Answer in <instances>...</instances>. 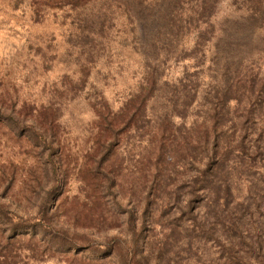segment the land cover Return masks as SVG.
Wrapping results in <instances>:
<instances>
[{
    "label": "rangeland",
    "instance_id": "1",
    "mask_svg": "<svg viewBox=\"0 0 264 264\" xmlns=\"http://www.w3.org/2000/svg\"><path fill=\"white\" fill-rule=\"evenodd\" d=\"M123 3L96 0L75 10L70 0H0V237L7 235L13 218L23 225L20 233L37 230L38 241L54 233L68 239L45 244V253L37 259H30L28 251L19 252L15 264H90L98 256L86 247L104 249L106 242L127 232L126 214L118 204L126 206L129 198H136L140 169L148 168L142 158L147 159L152 125L139 124L128 135L121 134V144L109 153L105 148L96 151V141L101 115L118 112L138 92L145 72L140 40L155 29L148 32L133 21ZM248 6L245 0H220L210 20L215 26L212 39L199 52L192 51L197 30L183 36L185 52L168 63V77L178 81L189 76L200 85L199 95L211 83L234 76L236 63L242 74L249 70L257 79L264 77V29L232 30L226 23L240 20ZM106 12L107 17L100 15ZM232 60L233 71H226ZM163 95L159 92L157 98ZM198 101L189 111L188 126L202 118ZM159 103L151 101L149 106ZM105 159L112 162L124 188L105 191ZM252 217L259 222L261 215ZM177 218L174 214L170 220ZM5 245L0 246V264ZM208 248L215 260V245ZM209 261L194 256L191 264ZM249 261L260 264L258 256ZM171 264H186L185 256L174 257Z\"/></svg>",
    "mask_w": 264,
    "mask_h": 264
},
{
    "label": "trees",
    "instance_id": "2",
    "mask_svg": "<svg viewBox=\"0 0 264 264\" xmlns=\"http://www.w3.org/2000/svg\"><path fill=\"white\" fill-rule=\"evenodd\" d=\"M95 1L70 0L75 10ZM123 1L133 21L142 23L148 32L155 31L140 40L145 72L139 90L118 112L101 115L96 151L105 148L109 153L121 144V134L128 135L135 126L148 122L152 125L148 155L146 161L142 158L148 168L140 169L136 198H129L131 207L118 204L126 214L127 232L106 245L100 243L104 249L86 247L98 256L90 264H171L180 255L186 264L194 256L211 264H250L258 256L264 264V77L257 79L249 70L242 74V66L236 63L234 76L211 83L199 95L197 81L187 75L173 81L166 74L168 63L185 52L181 40L188 32L197 30L192 51L200 52L212 39L215 26L210 20L220 0ZM245 1L247 12L240 20L226 21L229 28L264 29V0ZM107 14L100 13L102 17ZM86 22L83 25L89 26ZM233 65L229 61L226 71L232 72ZM159 92L164 95L158 99ZM199 99L202 118L188 126L189 111ZM157 100L159 105L149 106ZM232 102L236 104L231 106ZM177 118L180 122L176 123ZM111 163L105 159L102 164L107 193L124 188ZM58 171L54 163V176ZM255 213L261 215L259 222L253 221ZM2 214L0 209V220ZM174 214L178 218L170 220ZM8 223L7 235L0 237V246L6 244L7 252L2 264H15L22 251L37 259L48 245L68 241L58 233L38 241L37 230L31 235L20 233L22 223L13 218ZM158 226L165 232L158 233ZM208 244L218 251L215 260Z\"/></svg>",
    "mask_w": 264,
    "mask_h": 264
}]
</instances>
